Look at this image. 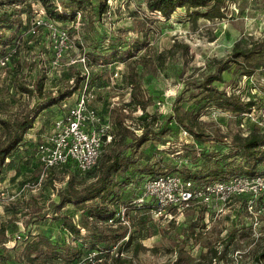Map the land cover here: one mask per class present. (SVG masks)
Masks as SVG:
<instances>
[{"label":"rangeland","instance_id":"obj_1","mask_svg":"<svg viewBox=\"0 0 264 264\" xmlns=\"http://www.w3.org/2000/svg\"><path fill=\"white\" fill-rule=\"evenodd\" d=\"M26 3L29 6L16 7L24 12L21 19L25 29L20 33L23 45L19 50L8 48L10 58L0 69V119H12L22 105L32 106L38 101L37 96L21 93L18 83L29 85L35 75H44V91L55 97L58 91L73 86L74 77H83L74 94L86 86L92 96L89 106L104 121L113 123V129L121 118L129 135H140L142 125L153 121L151 126L167 141L161 144L159 137L150 136L141 148L139 165L155 166L161 161L168 171L175 172L189 161L192 153L199 155L201 149L211 152L225 137L229 140L234 134L264 133V47H259L264 46V0H224L218 9L220 16L211 19L189 17L183 8L165 18L149 11L146 0H108L106 12L94 26L92 37L96 40L87 41H100L103 50L109 43L117 45L123 53L121 60L107 64H94L88 54L69 42L65 30L47 20L38 0ZM74 25L82 24L76 19ZM71 26L69 21L66 27ZM136 38H144L145 46L128 56L126 53ZM254 48L256 52L248 57H230L233 51ZM224 62L227 68L221 74L222 82L212 85L226 96L239 97L240 101L255 100L247 114L224 108L213 99L214 95L196 87V83ZM177 97L180 102H176ZM45 98L46 95L41 99ZM71 101L68 99L60 108L59 104L54 105L38 115L27 132L28 142L8 161L0 177V225L14 219L18 228L5 244L13 255L24 254L28 234L32 240L49 235L52 241H68L59 217L67 215L76 222L81 218V212L72 206H65L60 212L50 208L51 202H57L56 190L66 178L59 171L54 174L47 171L41 178L43 169L35 154L36 146L49 144L55 120L59 118L54 117L72 106ZM176 110L184 116H198L204 131L201 139L194 140L179 131L174 120L169 119ZM260 167L264 171V163ZM88 181L87 175H80L76 185ZM232 204L220 205L218 211L206 214L203 226L199 223L186 239L182 238L183 223L189 222L191 210L182 215L176 212L173 219L150 212L139 214L146 222L145 233L138 238L140 247L135 253L129 247L122 255L131 256L133 264H250L264 249V216L259 217V224L253 228L243 208ZM122 207L117 213L123 224L138 225V214ZM9 232L8 227L6 237ZM23 232L22 240L18 235ZM230 233L233 239L226 256L215 261L211 249L215 246L220 250L219 243ZM84 234L81 230L80 236ZM181 239L184 244L174 248V243ZM47 251L36 250L34 255L42 257ZM91 257L93 253H88L77 264Z\"/></svg>","mask_w":264,"mask_h":264},{"label":"trees","instance_id":"obj_2","mask_svg":"<svg viewBox=\"0 0 264 264\" xmlns=\"http://www.w3.org/2000/svg\"><path fill=\"white\" fill-rule=\"evenodd\" d=\"M38 1L44 9L47 20L53 26H60L64 29L68 41L88 54L94 64L98 62L107 64L109 61L121 60L123 53L118 51L115 43H109L105 50L102 49L100 41L87 43L88 39L96 40L92 37L95 31L94 26L106 12L108 0ZM223 3L224 0H146L149 11L165 18L179 8H183L189 17L215 18L220 16L218 9ZM21 5L29 6L26 0H0V58L8 55V48L14 47L19 50L23 45L20 43V33L25 29L21 19L24 12L23 9L16 8ZM5 6L6 8H3ZM76 19L81 21V26L75 27ZM69 21L72 22V26L66 27ZM145 35L144 33V38ZM144 38L134 39L126 54L129 56L130 52H139L145 46ZM260 46L264 47L259 44ZM255 49L257 48L244 52L233 51L230 57H248L251 53L256 52ZM226 68V62L218 64L212 73L207 74L200 82L196 83V87L204 93L214 95L213 99L219 101L224 108L236 113L247 114L254 107L255 100L240 101L239 97L226 96L223 91H218L212 85L213 82H222L221 74ZM81 78L83 77H74L73 86L58 91V95L55 97L45 93L44 75H35L29 85L17 84L21 93L27 97L37 96L39 99L32 106L22 105L12 119H0L2 129L0 177L8 161L12 160L13 156L21 151L28 142L27 132L32 129L38 115L47 112L54 105L59 104L60 108L68 99H71L79 81L82 80ZM44 95L46 98L41 99ZM175 100L176 102L181 101L180 97ZM100 118L102 119L101 116ZM169 119L174 120L179 131H185L194 140H199L204 136L203 128L196 114L184 116L176 110L169 116ZM104 122L110 124L108 133L111 136V141L104 144L97 163L90 170L81 172L71 161L61 168L49 170L53 174L55 171H59L60 175L66 178L64 185L56 190L57 202H51L50 208L60 212L65 206H72L82 214L78 222L67 215L59 217L61 228L67 232L69 240L54 239L52 241L49 235L32 240L31 237L28 238V234L25 236L27 239L24 240V254L13 255L5 248V244L18 232L15 220L10 219L0 225V264H77L88 253H93V257L80 264H133L131 256L123 257L122 254L129 247L134 253L137 252L140 247L138 238L145 233L143 226L146 222L143 217H139V214L149 212L151 204L139 205L135 202L141 195V187L145 180L173 173L185 181H190L193 188L198 189L215 181L224 182L233 177L249 176L257 172L264 173L260 167L264 163V133L262 132L253 131L246 136L234 134L229 140L225 137V141L217 143L219 147L213 151L208 152L207 149H201L199 155L195 152L192 153L189 161L181 169H175V172H172L168 171L161 161H158L155 166L139 165L138 163L141 158V148L147 143L150 136L159 137L161 144L167 142L162 139L161 133H157L151 126L153 121L142 125L140 135H129L121 118L117 127L114 128L116 133L112 128L113 123ZM137 153H139L138 157H136ZM80 175H87L89 181L77 186V178ZM237 202L241 208H244L245 198H241ZM122 206L128 208L130 212L138 214V225L123 224L117 213L120 207L123 208ZM190 210L189 222L183 223L182 238L185 239L189 238V234L192 235L195 232L199 223L203 224L205 215L208 213L201 205H195L188 211ZM42 218L43 216L39 217V219ZM109 219L113 220L112 225L107 224ZM8 227L10 232L6 237L5 232ZM81 230L85 232L83 237L80 236ZM20 236H24V232L18 235L23 240L24 238ZM232 239V234H227L226 238L219 243L220 250H217L215 246L211 249V258L215 261L224 258ZM182 240L184 239L176 241L174 248L178 249L180 244H184ZM45 248L48 249L46 255L42 257L39 254L34 255L36 250ZM250 264H264V249L254 256Z\"/></svg>","mask_w":264,"mask_h":264},{"label":"built area","instance_id":"obj_3","mask_svg":"<svg viewBox=\"0 0 264 264\" xmlns=\"http://www.w3.org/2000/svg\"><path fill=\"white\" fill-rule=\"evenodd\" d=\"M8 60L9 55L0 58V69ZM73 96L74 104L55 120L49 144L42 143L36 149V159L43 169L41 178L47 171L61 168L69 161L79 171L87 172L97 163L104 144L111 141L110 125L88 104L92 96L87 87L78 89ZM241 198H245L243 211L254 228L259 224V217L264 216V173L215 181L198 189L179 175L166 173L145 180L135 202L151 204L149 212L153 216L173 219L176 212L182 215L195 205L205 207L209 214L215 209L218 211L220 205L239 206L237 201ZM113 223L112 219L107 221L108 225Z\"/></svg>","mask_w":264,"mask_h":264},{"label":"crops","instance_id":"obj_4","mask_svg":"<svg viewBox=\"0 0 264 264\" xmlns=\"http://www.w3.org/2000/svg\"><path fill=\"white\" fill-rule=\"evenodd\" d=\"M69 100H72L71 103L74 102V99H69ZM66 102H67V101H66ZM66 110H67V109H66ZM65 112H66V111H65ZM65 112L62 111V112L58 113L57 116H55L54 118H56V117H61L62 114H64Z\"/></svg>","mask_w":264,"mask_h":264}]
</instances>
